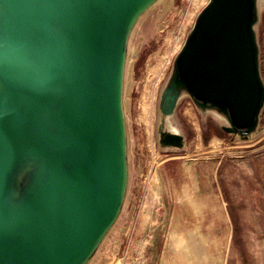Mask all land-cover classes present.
<instances>
[{
  "label": "water",
  "instance_id": "95a60500",
  "mask_svg": "<svg viewBox=\"0 0 264 264\" xmlns=\"http://www.w3.org/2000/svg\"><path fill=\"white\" fill-rule=\"evenodd\" d=\"M150 2L0 0V264H98V240L121 245L134 209L130 160L120 197L124 50L134 18ZM259 6L208 0L198 12L160 90L161 150L186 147L183 132L169 125L184 97L238 140L261 133ZM65 23L75 53L55 47ZM20 181L23 195L11 197ZM118 207L119 235H103L118 222Z\"/></svg>",
  "mask_w": 264,
  "mask_h": 264
},
{
  "label": "rangeland",
  "instance_id": "374dc122",
  "mask_svg": "<svg viewBox=\"0 0 264 264\" xmlns=\"http://www.w3.org/2000/svg\"><path fill=\"white\" fill-rule=\"evenodd\" d=\"M152 2L135 19L131 33L127 35L124 50L123 82L120 96L121 103V133L123 169L121 194L127 192V164L130 160V182L132 185L131 202L137 200L138 174L136 165L140 160L144 166L146 182L155 178L158 183H168V171L181 163V159L191 162L215 164L222 159L220 169L225 170L222 184L227 194L236 195L240 199L241 241L240 254L231 256L233 264H264V254L257 249L256 242H264V112L260 124L263 126L256 142L238 140L219 128L220 122L213 116H202L188 97L182 98L175 110L169 125L180 129L186 139V147L179 151L165 152L158 147V101L160 90L169 74L174 56L185 40L187 32L193 26L194 20L208 0H148ZM150 2V3H151ZM260 20L257 25L258 42L260 46V71L264 80V0H260ZM3 91H0L2 94ZM255 140V139H253ZM188 153L186 158H172L174 154ZM183 157V156H182ZM208 159V161L205 160ZM175 159V160H174ZM203 160V161H202ZM201 161V162H200ZM125 163V165H124ZM188 163V162H187ZM164 169L165 171H161ZM127 173V174H126ZM163 174V179L160 175ZM11 191V197L20 198L21 183ZM13 182H11V185ZM124 195V196H125ZM122 198V197H121ZM12 199V198H11ZM121 201V199H120ZM134 203V202H133ZM120 205V202L119 204ZM135 205V204H134ZM259 207L260 229L249 222L252 220L250 209ZM135 211L128 234L133 230ZM118 222L108 224L103 235L115 237L119 235V207L114 214ZM135 230V229H134ZM108 232V233H107ZM120 241H121V237ZM103 241V240H102ZM98 240L92 255L98 254L99 263L108 260L107 252L115 253L109 264H122V247L119 241ZM135 263L131 260L130 264Z\"/></svg>",
  "mask_w": 264,
  "mask_h": 264
},
{
  "label": "crops",
  "instance_id": "0c3cea01",
  "mask_svg": "<svg viewBox=\"0 0 264 264\" xmlns=\"http://www.w3.org/2000/svg\"><path fill=\"white\" fill-rule=\"evenodd\" d=\"M187 154L172 158H186ZM221 163L220 158L215 164L181 159L169 169L167 184L156 182L154 177L146 182L142 166L137 176V185L140 187L142 181V186L133 201L134 227L123 243L133 209L127 231L121 236L122 264L131 260H135L133 264H233L230 257L240 254L241 206L240 199L227 194L222 184L227 172L222 173ZM259 210L258 206L250 209L249 222L257 230ZM256 243L264 254V242Z\"/></svg>",
  "mask_w": 264,
  "mask_h": 264
},
{
  "label": "bare ground",
  "instance_id": "6f19581e",
  "mask_svg": "<svg viewBox=\"0 0 264 264\" xmlns=\"http://www.w3.org/2000/svg\"><path fill=\"white\" fill-rule=\"evenodd\" d=\"M78 19L79 20H81L82 18L81 17H78ZM65 24H67V23H65ZM68 25V24H67ZM69 26V25H68ZM71 31H72V29L70 28V26L67 28V29H65V30H63V35H62V37H56V45H55V47L59 50V48H61V47H65V46H68L70 49H69V51L70 52H73V53H75L74 51H75V49H76V46L74 47L73 45H72V42H71V40H70V38H71ZM73 31H75L74 29H73ZM76 43H77V40H76ZM78 44V43H77ZM49 51V49H46V52H48ZM76 51H77V49H76ZM45 52V51H44ZM44 56V54L42 55V57ZM68 62V63H67ZM73 63V58L70 56V59H69V61H66L65 63H64V67L66 68V70H69L70 71V69H71V64ZM60 86H62L61 84H60ZM6 103H8L7 102V100H6ZM52 112H53V110H51ZM257 141V140H256ZM256 141H252V143H254V142H256ZM53 163H54V165H55V170H58V169H60L61 167H60V164H59V162H58V159H53Z\"/></svg>",
  "mask_w": 264,
  "mask_h": 264
},
{
  "label": "flooded vegetation",
  "instance_id": "af4514ba",
  "mask_svg": "<svg viewBox=\"0 0 264 264\" xmlns=\"http://www.w3.org/2000/svg\"><path fill=\"white\" fill-rule=\"evenodd\" d=\"M24 1H26V2H28V3H32V2H34L35 0H24ZM13 7V6H12ZM12 18H11V20H12V27L14 28V29H16V11H15V9H14V7H13V9H12ZM160 93H161V91H160ZM161 113H162V111H160V94H159V101H158V124H157V129H158V127H159V125H160V120H161ZM16 125V122L14 123V126ZM12 134H13V131H12ZM9 137H12L11 136V132H10V135H9ZM3 156H5V154H3Z\"/></svg>",
  "mask_w": 264,
  "mask_h": 264
}]
</instances>
